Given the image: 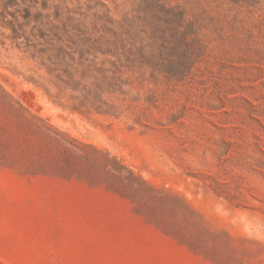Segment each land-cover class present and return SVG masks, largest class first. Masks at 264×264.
Returning a JSON list of instances; mask_svg holds the SVG:
<instances>
[{
	"label": "rangeland",
	"instance_id": "obj_1",
	"mask_svg": "<svg viewBox=\"0 0 264 264\" xmlns=\"http://www.w3.org/2000/svg\"><path fill=\"white\" fill-rule=\"evenodd\" d=\"M264 0H0V264H264Z\"/></svg>",
	"mask_w": 264,
	"mask_h": 264
},
{
	"label": "clouds",
	"instance_id": "obj_2",
	"mask_svg": "<svg viewBox=\"0 0 264 264\" xmlns=\"http://www.w3.org/2000/svg\"><path fill=\"white\" fill-rule=\"evenodd\" d=\"M261 238H264V237H261Z\"/></svg>",
	"mask_w": 264,
	"mask_h": 264
}]
</instances>
